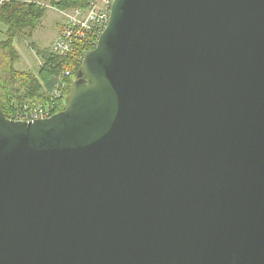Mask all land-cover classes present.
Here are the masks:
<instances>
[{
  "label": "water",
  "instance_id": "water-1",
  "mask_svg": "<svg viewBox=\"0 0 264 264\" xmlns=\"http://www.w3.org/2000/svg\"><path fill=\"white\" fill-rule=\"evenodd\" d=\"M0 264H264V0H114L62 111L0 105Z\"/></svg>",
  "mask_w": 264,
  "mask_h": 264
},
{
  "label": "trees",
  "instance_id": "trees-1",
  "mask_svg": "<svg viewBox=\"0 0 264 264\" xmlns=\"http://www.w3.org/2000/svg\"><path fill=\"white\" fill-rule=\"evenodd\" d=\"M99 0H0V105L7 117H16L27 107L51 104L56 114L64 109L65 99L82 63L84 51L92 49L93 34L76 45L74 52L61 55L52 48H43L34 41V33L42 24L49 7L57 11L87 9ZM49 2V3H48ZM93 42V44H92ZM28 44L41 59L39 70H19L22 55L17 44ZM67 84L63 101L54 107V93ZM53 106V107H52Z\"/></svg>",
  "mask_w": 264,
  "mask_h": 264
},
{
  "label": "built area",
  "instance_id": "built-area-1",
  "mask_svg": "<svg viewBox=\"0 0 264 264\" xmlns=\"http://www.w3.org/2000/svg\"><path fill=\"white\" fill-rule=\"evenodd\" d=\"M113 1L114 0H103L101 3L92 2L87 9L79 8L64 11L63 14L66 17V23L64 24L59 37L54 41L52 50L61 55H68L74 52L77 48L76 44L86 40L89 37V34H93V37L95 38V44L92 42V49L95 48L99 37L109 23V16ZM87 51L89 50L84 52L86 53ZM66 87L67 84L63 83V85L55 91V98L53 100L55 105L54 107L58 106L60 100L63 101ZM50 105L51 104H44L34 108L27 107L23 113L18 114L15 118H10L15 121L25 122L47 119L55 114Z\"/></svg>",
  "mask_w": 264,
  "mask_h": 264
},
{
  "label": "rangeland",
  "instance_id": "rangeland-1",
  "mask_svg": "<svg viewBox=\"0 0 264 264\" xmlns=\"http://www.w3.org/2000/svg\"><path fill=\"white\" fill-rule=\"evenodd\" d=\"M102 1L103 0H99L97 2L101 3ZM65 23L66 17L64 16V14L57 11L53 7H49L46 16L42 20L41 26L35 33V42L40 47L51 48V46L53 45L51 43L52 40L58 35L59 30H61L62 25L64 26ZM19 45L22 59L16 65V67L19 70H32L34 72H37L39 70V66H41L42 64L41 59L38 57L36 52L29 46H26V44L19 43Z\"/></svg>",
  "mask_w": 264,
  "mask_h": 264
},
{
  "label": "crops",
  "instance_id": "crops-1",
  "mask_svg": "<svg viewBox=\"0 0 264 264\" xmlns=\"http://www.w3.org/2000/svg\"><path fill=\"white\" fill-rule=\"evenodd\" d=\"M48 10H49V9H48ZM62 29H63V25H62V27H61V30H59L58 35L52 40V42H51L52 44H53V41L59 37V35H60ZM3 30H4V28L0 25V40L3 39ZM35 33H36V32H35ZM35 33H34V36H35ZM34 41H35V40H34ZM37 45H38V44H37ZM16 46H17V49H18L19 51H21L20 48H19V46H20L19 43H18ZM26 46H29V45L26 44ZM43 48H47V47H43ZM51 48H52V46H51ZM20 54H21V52H20Z\"/></svg>",
  "mask_w": 264,
  "mask_h": 264
}]
</instances>
